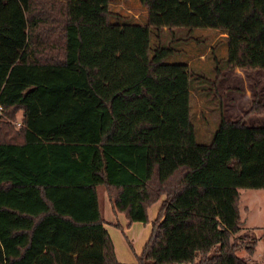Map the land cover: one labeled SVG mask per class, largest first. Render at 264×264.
<instances>
[{
  "label": "trees",
  "instance_id": "obj_1",
  "mask_svg": "<svg viewBox=\"0 0 264 264\" xmlns=\"http://www.w3.org/2000/svg\"><path fill=\"white\" fill-rule=\"evenodd\" d=\"M109 2L24 0V37L9 31L13 8L0 19V38L20 48L0 58V116L19 112L18 126L0 117V264H125L95 185L130 223L148 222L164 195L129 264H247L236 251L252 255L256 237L239 232V190L264 191V101L197 141L190 67L150 39L212 28L225 34L210 45L222 51L217 80L264 70V0H140L142 22L112 19Z\"/></svg>",
  "mask_w": 264,
  "mask_h": 264
},
{
  "label": "rangeland",
  "instance_id": "obj_2",
  "mask_svg": "<svg viewBox=\"0 0 264 264\" xmlns=\"http://www.w3.org/2000/svg\"><path fill=\"white\" fill-rule=\"evenodd\" d=\"M24 0H0V19H2L9 8L16 11V15L10 25L9 31L21 37L25 36V22L23 17ZM109 9L113 13L112 19L120 20V14H128L135 17L133 21L142 22L144 8L140 0H110ZM141 16V17H140ZM139 18V20H137ZM214 33L212 28H194L176 29L173 32L162 31L159 36L151 35L150 43L153 45L162 44L171 49V52L165 57L166 62H188L190 67L191 80L194 79V85L199 88L192 89L190 100V111L195 123V133L197 141L209 143L212 139L215 128L218 125L221 115L227 117H240L250 106L251 101L245 97L246 91L262 94L264 101V71H261L256 77L253 71L260 70H241L239 73L225 71L221 79L217 80V70L223 69V63L219 60L222 51L211 50L209 42ZM209 52L207 60L202 62L194 57L196 53L204 48ZM204 55L201 56L203 58ZM0 58L3 60H17L20 58V48L11 45L8 41L0 38ZM255 80V81H254ZM215 82V83H214ZM253 82L256 84L253 85ZM247 92V93H248ZM259 94V95H260ZM257 95V96H256ZM207 109L205 112L204 109ZM19 112L14 119H7L0 116L3 120H9L8 123L15 125L18 121ZM248 124L260 125L263 118L256 114H250L245 117ZM19 122V121H18ZM16 126V125H15ZM102 191H98V202L101 204L103 216L108 221L124 222L126 219L121 213L114 218L112 213L106 208V197L101 196ZM149 210V218L154 219L159 201ZM239 209L241 224L239 232H246L256 237V246L252 255H248L245 249H238L236 253L247 260V264H263V219H264V191L262 188L250 189L241 188L239 196ZM104 227L107 228L114 241L118 258L122 259V254L127 255L126 261L135 262L140 254L144 241L148 237L147 228L140 222L132 223L126 233H122L119 228L113 227L106 221ZM127 237H132L134 246L128 245Z\"/></svg>",
  "mask_w": 264,
  "mask_h": 264
},
{
  "label": "crops",
  "instance_id": "obj_3",
  "mask_svg": "<svg viewBox=\"0 0 264 264\" xmlns=\"http://www.w3.org/2000/svg\"><path fill=\"white\" fill-rule=\"evenodd\" d=\"M225 34L224 33H212V35H211V39H210V42H209V46L218 38V37H220V36H224ZM208 48V47H207ZM202 55H204V57L203 58H201V56ZM202 55H200L198 58H199V60H201L202 62H204L205 60H204V58H205V54H202ZM187 64H188V62H187ZM225 71H232V72H234V73H239L240 72V69H238V68H235V69H227V70H223L222 72H221V74H220V79H221V77H222V75H224V72ZM237 71H239V72H237ZM261 71H264V70H260V71H253V72H250L251 74L252 73H254V76L256 77ZM219 81V80H218ZM255 81V80H254ZM254 84H256V82H253V85ZM248 91H246V93H245V97H246V99H247V101H251L252 100V98L254 97V95L256 94V93H254V92H251V94H250V92H248ZM260 93L258 92V99L259 100H262V94H260ZM257 96V95H256ZM204 111L206 112L207 111V109L205 108L204 109ZM95 194H96V201H97V207H98V211H99V215H101V217L103 218V225L106 223V221L108 222V223H110V225L111 226H113V227H117V228H119V230L122 232V233H126L127 232V230L128 229H130L131 228V226H132V223H136V222H140V221H134V222H129L127 219H126V217L124 216V214L123 213H121V212H118V211H116L115 209H114V206H113V204H112V201H111V199H109V197H108V195H107V193H106V190H105V187L103 186V185H95ZM98 191H102V193H101V196L103 197V196H105L106 197V201H107V204H106V208H107V210L108 211H110L111 213H112V215H113V217L115 218L116 217V215L118 214V213H121L123 216H124V218L126 219L124 222H122V223H120L119 221H108V220H106L105 219V217L103 216V211H102V207H101V204H99V202H98ZM240 191V190H239ZM162 197V199H163V197H164V195H162L161 196ZM160 197V198H161ZM159 198V199H160ZM158 199V200H159ZM161 199V200H162ZM158 200L156 201V202H154L153 204H151L148 208H147V215H148V222H146V223H143V222H140V223H142V224H144V225H149V227L147 228V230H148V236H149V234H150V231H151V222L154 220V219H150L149 218V210L151 209V207L154 205V204H156L157 202H158ZM160 202L161 201H159V204L158 205H160ZM158 208H159V206H158ZM158 208H157V210H158ZM156 213H157V211H156ZM155 216H156V214H155ZM155 218V217H154ZM106 230L108 231V233H109V235H110V237H111V233H110V231L106 228ZM148 238V237H147ZM147 238H146V240H147ZM126 239H127V242H128V245L132 248L133 246H134V243L132 242V237L130 236V237H127L126 236ZM111 240H112V243H113V246H114V252H115V257H116V259H117V261L118 262H120V263H125V264H129V263H134V262H129V261H126L125 259L127 258V255H125V254H122V259H119L118 258V254H117V252H116V248H115V245H114V241H113V239H112V237H111ZM145 240V241H146ZM145 241H144V243H145ZM144 243H143V245H144ZM143 247V246H142ZM142 249V248H141ZM246 251V250H245ZM141 252V251H140ZM247 252V251H246ZM248 254V253H247ZM248 255H250V254H248Z\"/></svg>",
  "mask_w": 264,
  "mask_h": 264
},
{
  "label": "built area",
  "instance_id": "obj_4",
  "mask_svg": "<svg viewBox=\"0 0 264 264\" xmlns=\"http://www.w3.org/2000/svg\"><path fill=\"white\" fill-rule=\"evenodd\" d=\"M15 125H16V126H18V125H19V122H18V121H16V122H15Z\"/></svg>",
  "mask_w": 264,
  "mask_h": 264
}]
</instances>
